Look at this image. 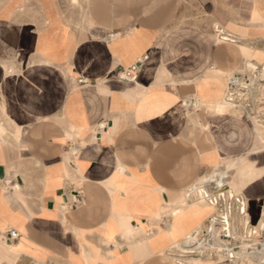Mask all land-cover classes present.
<instances>
[{
    "label": "crops",
    "instance_id": "obj_1",
    "mask_svg": "<svg viewBox=\"0 0 264 264\" xmlns=\"http://www.w3.org/2000/svg\"><path fill=\"white\" fill-rule=\"evenodd\" d=\"M248 62L264 0H0V264H180L214 218L263 236L264 138L215 110ZM210 175L217 207L188 200Z\"/></svg>",
    "mask_w": 264,
    "mask_h": 264
},
{
    "label": "rangeland",
    "instance_id": "obj_2",
    "mask_svg": "<svg viewBox=\"0 0 264 264\" xmlns=\"http://www.w3.org/2000/svg\"><path fill=\"white\" fill-rule=\"evenodd\" d=\"M248 71L249 74L237 79V87H232L230 92L228 91L226 95H229V98L233 99L236 105L242 106L250 116H264V94L262 93V88H264V64L256 67L254 70ZM248 107H250V110H246ZM200 182L189 191L190 194H194L197 188H200V186H198L201 185ZM217 185L220 184L218 183ZM217 185L215 186L216 190ZM214 198L216 200V196ZM219 223L217 218H214V220H211L205 227L202 226L198 228V230H201V234L196 230L187 235L182 242L192 241V236L195 237V239L199 237V239L203 238V240H206L203 243L202 249L192 250L187 253H177L176 251L175 253H177V256H174V258L183 259V263L177 260L180 264H197L188 259L189 256L200 258L202 264H263L262 257L264 256V250H262V253L256 252V247L264 240V235H261V231L255 229V233L247 237L234 236L232 235L234 232L231 230L229 231L232 225L231 221L227 220V222ZM206 227L209 228V233H207ZM199 239L197 240L202 241ZM224 242H229L230 245H225ZM180 243L181 241L178 242V244ZM176 246L177 244L174 246L175 249ZM226 247L230 248V252L225 250ZM218 254H222V256H219V259L217 257Z\"/></svg>",
    "mask_w": 264,
    "mask_h": 264
},
{
    "label": "bare ground",
    "instance_id": "obj_3",
    "mask_svg": "<svg viewBox=\"0 0 264 264\" xmlns=\"http://www.w3.org/2000/svg\"><path fill=\"white\" fill-rule=\"evenodd\" d=\"M214 29V28H213ZM214 34V33H213ZM214 36V35H213ZM215 38H216V36H215ZM233 38V37H232ZM232 45V44H231ZM228 46H230V45H228ZM227 46V47H228ZM227 49H229V48H227ZM230 49H231V46H230ZM233 49V48H232ZM228 51V50H227ZM233 52V51H232ZM234 52H236V51H234ZM232 54V53H231ZM236 54V53H235ZM247 68L249 69V70H254L255 68H256V65L253 63V62H248L247 63ZM162 74V73H161ZM246 83V82H245ZM262 93L264 94V88L262 89ZM264 96V95H263ZM230 96L229 95H225V98H223L222 100H221V102L219 103V104H217V103H215V104H217V106H216V112H221L224 108H226V107H230V106H235V102L233 101V99H231V98H229ZM263 99H264V97H263ZM211 104V103H210ZM246 110H250V107H248V108H246ZM245 111V110H244ZM246 113H247V115H249L250 116V114L247 112V111H245ZM249 118V117H248ZM252 118H253V120H254V122L256 123V125H258L257 126V132H258V137L261 139V138H264V116H252ZM259 138H258V140H259ZM226 157V156H225ZM223 158V157H222ZM207 180H209L210 182H212V181H214V180H216V184H222L223 183V181H222V179H216V178H214L212 175H210L208 178H205L204 180H201V182H200V184L201 185H198V186H200V188H197V190H196V192L193 194V195H189V196H187V199L188 200H190V199H192V198H194V200L196 201H198L199 203H205L206 205H209L210 207H216V200H215V198L213 197V195L212 194H209L208 192H207V190L206 189H204L203 188V184L205 183V181H207ZM217 191V190H216ZM246 200V199H245ZM211 209V208H210ZM215 209V208H214ZM239 212H243V207H242V205L240 204V209H239ZM238 212V213H239ZM261 212V211H260ZM242 215V214H241ZM223 222H225V221H223ZM225 224V223H224ZM260 227L261 228H263L264 227V220L262 221V223L260 224ZM200 229L198 230V232L200 233ZM209 233V232H208ZM201 234V233H200ZM249 234H251V231L249 232ZM212 235V234H211ZM197 239H199V237L197 238ZM197 239H195V237H193L192 236V241L190 240L189 242L187 241V242H182L181 241V243L180 244H178L177 243V246H176V249H175V247H173L171 250H173V251H177V253L178 252H185V253H187V252H190V251H192V250H199V249H202V246L204 245L203 243L206 241V240H203V238L202 239H199V240H202V241H198ZM246 239V238H245ZM186 240V239H185ZM247 240V239H246ZM249 241V240H248ZM207 243V242H206ZM225 243V245H230V243L229 242H224ZM209 244V243H208ZM8 245V244H7ZM211 245V244H210ZM16 246V245H15ZM16 249H19V246H18V248L16 247ZM225 250H227L228 252H230L229 250H230V248L229 247H226L225 248ZM262 250H264V240L261 242V243H259V246H257L256 247V252L257 253H262ZM13 251V250H12ZM17 251V250H16ZM15 250H14V252H16ZM223 251V250H222ZM20 252V251H19ZM171 252V251H170ZM18 253V252H17ZM173 253V252H172ZM181 256V255H180ZM183 256H184V254H183ZM219 256H222V254H218V259L220 258ZM24 258V257H23ZM35 258H36V256H35ZM37 259V258H36ZM175 259L176 260H180L179 258H177V257H175ZM188 259H190V260H192V261H194V262H196L197 264H202L201 262H200V258H194V257H190L189 256V258ZM217 259V258H216ZM26 260V259H25ZM31 260V259H30ZM262 260H263V264H264V256L262 257ZM23 261V260H22ZM24 262V261H23ZM23 262H20L19 264H28V261H27V263H23ZM179 262V261H178ZM180 262L181 263H183V259H181L180 260ZM30 264V263H29Z\"/></svg>",
    "mask_w": 264,
    "mask_h": 264
},
{
    "label": "built area",
    "instance_id": "obj_4",
    "mask_svg": "<svg viewBox=\"0 0 264 264\" xmlns=\"http://www.w3.org/2000/svg\"><path fill=\"white\" fill-rule=\"evenodd\" d=\"M146 58H147V56H143V57H141V58L138 60L137 63H135V64H133V65L127 67V68H123V69L121 70V76H122V78L127 79V80H131V79H133L134 74L138 71V69L140 68L142 62H143ZM262 89H263V88H262ZM230 90H231V89H229V91H230ZM255 116H258V115H255ZM17 235H18V234H17L16 232H14V231L10 232V236H11V238H16Z\"/></svg>",
    "mask_w": 264,
    "mask_h": 264
}]
</instances>
